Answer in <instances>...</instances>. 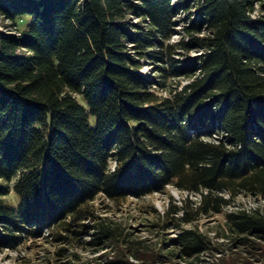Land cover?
<instances>
[{"label": "trees", "instance_id": "trees-1", "mask_svg": "<svg viewBox=\"0 0 264 264\" xmlns=\"http://www.w3.org/2000/svg\"><path fill=\"white\" fill-rule=\"evenodd\" d=\"M0 17V253L28 235L53 264H157L94 203L171 186L196 200L157 214L178 231L169 256L220 255L196 223L264 197V0H0ZM224 231L264 257L260 210Z\"/></svg>", "mask_w": 264, "mask_h": 264}, {"label": "rangeland", "instance_id": "rangeland-1", "mask_svg": "<svg viewBox=\"0 0 264 264\" xmlns=\"http://www.w3.org/2000/svg\"><path fill=\"white\" fill-rule=\"evenodd\" d=\"M24 20L26 21L24 25H27L29 19L24 18ZM7 24L8 22L0 17V31H4ZM22 24L23 22L17 23L16 29L14 30H19L23 26ZM178 38L179 36L175 34L171 42L177 41ZM194 55L195 53L192 52L188 54L187 58H193ZM140 62L143 65L138 71L139 74L145 77H151V70H155L156 66L152 68V65L144 63L145 61L142 59ZM154 74L157 76L156 73ZM168 83L175 84L170 80H168ZM185 83L186 80L181 79L179 86ZM164 93L162 92V95ZM186 197L192 202L196 200L194 196H186L185 193L168 186L161 193H153L141 199H127L121 209L117 211H111V209L107 208L106 200L101 197L96 199L94 205L98 213L102 215L107 214L120 220L128 230L133 232L134 237L144 240L145 244L149 245L154 252L161 256L157 264H185L184 259L179 258L176 252L174 256H169L168 252L172 250L169 240L176 237L178 231L170 225L168 229H162L165 221L158 219L157 214H161L171 201L180 204L182 199ZM237 208L247 210L256 208L264 213V197L239 195L234 201V206H228L221 213L208 218L201 217L196 223L198 229L210 236L213 242L219 243L221 253L220 255L214 256L204 254L202 261L196 264H223V261L230 260V257L237 258L234 260V264H264V257H260L258 254L251 255L246 249L235 246L233 243L234 239L231 235L226 236L224 231L225 213ZM52 251V247L44 239H34L31 236L25 235V239H21L19 246L15 250L6 248L0 253V264H53L54 257ZM78 252L82 260L87 262L98 256V254H92L90 251L78 250ZM216 258H223V261H219ZM103 259L104 257L97 260L102 261Z\"/></svg>", "mask_w": 264, "mask_h": 264}]
</instances>
